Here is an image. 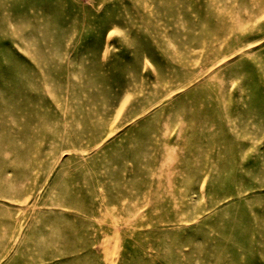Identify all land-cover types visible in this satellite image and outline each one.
Wrapping results in <instances>:
<instances>
[{"label": "rangeland", "instance_id": "rangeland-1", "mask_svg": "<svg viewBox=\"0 0 264 264\" xmlns=\"http://www.w3.org/2000/svg\"><path fill=\"white\" fill-rule=\"evenodd\" d=\"M0 264H264V0H0Z\"/></svg>", "mask_w": 264, "mask_h": 264}]
</instances>
